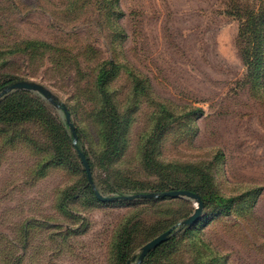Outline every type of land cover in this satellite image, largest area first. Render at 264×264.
<instances>
[{
	"label": "rangeland",
	"instance_id": "374dc122",
	"mask_svg": "<svg viewBox=\"0 0 264 264\" xmlns=\"http://www.w3.org/2000/svg\"><path fill=\"white\" fill-rule=\"evenodd\" d=\"M250 10L253 27L264 0H118V8L113 0H0V43L52 45L6 56L0 73L45 89L32 93L54 134L67 108L93 161L95 189L118 197L93 198L74 154L52 162L39 124L15 128L13 147L0 131V264H115L122 260L114 248L123 228L131 238L126 264H264V87L255 86L246 64L251 27L242 29ZM110 60L116 66L107 89L119 114L111 108L109 114L120 115L126 127L124 152L107 164L95 81ZM258 73L263 82L264 69ZM145 153L158 165L201 166L211 187L199 177L193 184L204 195L234 197L230 211L204 200L200 218L187 225L195 199H124L163 192L159 187L174 180L170 169H145ZM116 182L137 189L120 193ZM171 227L169 241L140 260L142 247Z\"/></svg>",
	"mask_w": 264,
	"mask_h": 264
},
{
	"label": "trees",
	"instance_id": "16d2710c",
	"mask_svg": "<svg viewBox=\"0 0 264 264\" xmlns=\"http://www.w3.org/2000/svg\"><path fill=\"white\" fill-rule=\"evenodd\" d=\"M73 2H76V0H73ZM114 2H115V6H117L118 8V0H113V3ZM238 10L239 9H236V11ZM229 12L232 13V10H229ZM251 12L252 10H250V13L248 14L247 24L245 28L242 29L244 31H247L248 28L251 27L248 36L252 41L253 47H251V49L253 51L251 54L248 53L249 55L246 59V64L250 68L249 76L253 81H255L256 84L255 86L263 85L262 87H264V81L263 82L262 80L259 81L261 73H258V69L260 67L264 69V14L261 16V19L255 22V24L252 27L251 23L253 22L255 15H251ZM252 13L255 14L254 12ZM262 13H264V10ZM48 48H52V45L40 39H26V40H22L21 42L18 40H10L9 42L7 41L0 43V68H4L6 66L7 64L6 56H11L15 54L21 55L24 53L30 56L32 52L35 51L40 52ZM113 66H116V63L113 60L106 62V64H104L98 70V74L95 81V89L99 95V100H100V109L98 108L96 110L97 116L95 118V121L101 126L105 124L106 131L104 132V134H102V138H103V149H105L103 155L106 157L105 158L102 157V159L104 162L106 160L107 164H110L112 161L120 157L124 152L123 150L125 146V139H124L125 127H126V123H124L125 120L120 115L112 116L109 114V112H111V109L113 111L115 110L117 114H119L115 104L113 106V104L110 101V95H109L110 93L107 89V81L115 73L113 72L112 69ZM0 74H3V72ZM14 81H15L14 77L5 76V74H3L0 77V89H2L6 85L13 83ZM136 90H141V87H136ZM39 99L40 98L35 97L33 95L31 90L21 89L19 91L10 93L0 101V131L3 130V135L8 136L6 137L7 138L6 143H8L9 146L12 147L14 146L15 140L18 138V132L17 129L15 128H17L20 124L23 125L28 123H37L47 134L46 138L48 140L49 147H51L53 152L52 162L63 164L68 160H70L73 157V154L77 156V158L80 159L81 161L79 155V152L81 151L84 153L86 159L89 162L90 170L93 178V161L89 159L87 152H85L84 149L81 147L82 138L80 136L79 131L76 129L77 141L76 143H74V136L72 132L69 130L68 124L64 121L59 126V134H54L53 133L54 126L51 125L50 122H48V118L46 116V108L44 107L43 103L40 101L41 99L40 100ZM168 114L172 116L171 113ZM8 127L14 128L13 133L8 132L10 131ZM47 128L49 129L50 133L48 132ZM21 135L23 136V134ZM24 138L27 141H29L28 135H26ZM33 141L34 140L32 139L30 140V142L32 143ZM122 141L124 142L121 143ZM65 149H68L66 153H64ZM111 151L115 153V155H113L112 157L109 156L111 155ZM151 160L152 159L150 158V156L147 155L146 153L143 155V165L145 169L149 168V170H154V171H156V167L157 169L161 168L162 170L170 169L172 170L173 174H175L173 176L174 180H172L170 184L161 185L159 189L166 191L170 189L169 187L172 186L180 189L187 188L188 190L198 193L201 196V199L203 201V206H204V200L206 201L214 200L217 206L222 207L225 210V212L230 211L231 204L235 201L234 197H224L220 194L218 195L215 192H211V195L208 194L204 195L205 193L204 194L201 193V191L203 190L200 189L201 186L198 184V181L193 184L194 181L192 179H195V177H199V179L203 180L204 187L205 185L206 187H209L211 185V181H210L211 175L207 171H203L204 169L198 164L178 161L175 163L172 162L169 165L164 166V165L154 164V162ZM80 166L81 167L83 166L82 173H83L85 185H87V188L90 190L91 194L93 195V198L99 200L95 194V190L93 191L92 186L89 183L88 176L83 163L80 164ZM178 177H180V180L178 179ZM125 181L130 183V181L132 180L129 181V179H127ZM119 183L120 182H116L115 184L117 185L116 187L118 188L120 193H123V191L127 188L137 189L136 186L119 184ZM20 224L23 227V230L25 229V232L23 231V233L26 234L27 231L29 232V222L27 221L25 222L24 220L21 223H19V226ZM19 226L17 227L18 233H19ZM124 229L125 228L121 230L120 237L116 242L118 244L114 248L116 257L118 256V258H121L122 260L117 261L115 264H126L127 257L129 254L125 242L131 240V238L124 236L123 234ZM168 241L169 239L162 242L159 246L155 248V250L159 248L161 245L166 244ZM26 244L27 243L25 241V243L21 245L22 248L28 247V245ZM124 252H126L127 255ZM151 252H149V254ZM18 259L20 258H16L15 260Z\"/></svg>",
	"mask_w": 264,
	"mask_h": 264
},
{
	"label": "water",
	"instance_id": "95a60500",
	"mask_svg": "<svg viewBox=\"0 0 264 264\" xmlns=\"http://www.w3.org/2000/svg\"><path fill=\"white\" fill-rule=\"evenodd\" d=\"M31 90V91H39L41 93L47 94L45 89L37 84V83H33V82H29V81H17L12 83L11 85L7 86L6 88H4L2 91H0V99L3 96H6L7 94H9L12 91L15 90ZM63 110L65 111V116H66V122L74 136V143H76L77 141V135H76V130H75V126L71 121V117H70V112L67 110V108L65 106H63ZM81 161L84 165V168L86 170L87 176H88V180L89 183L91 184V186L93 187V189L95 190V194L97 196V198L100 201L103 202H110V201H114L116 199H118V197H108V196H103L102 194H100L94 186L93 183V178H92V174H91V170H90V165L88 160L86 159L85 155L83 152H79ZM124 199H135V198H139V197H144V198H155V197H187V198H192L195 199L197 204L196 207L194 209V212L189 215L184 221L183 224H192L195 221H197L202 213V209H203V201L201 199V196L193 191H190L188 189H173V190H166L160 193H144V194H135V195H126V196H122ZM174 227H171L169 229H167L166 231L162 232L160 235L154 237L152 240H150L149 242H147L141 249V254H140V260L152 249L156 248L157 246H159L162 242L166 241L168 239V237L171 235L172 231H173Z\"/></svg>",
	"mask_w": 264,
	"mask_h": 264
}]
</instances>
